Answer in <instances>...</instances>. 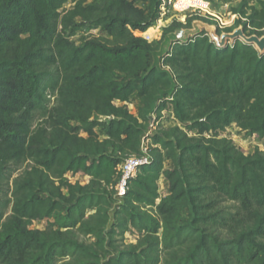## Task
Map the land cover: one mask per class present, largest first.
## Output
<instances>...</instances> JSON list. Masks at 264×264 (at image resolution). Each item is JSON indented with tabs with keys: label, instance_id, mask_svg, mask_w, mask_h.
<instances>
[{
	"label": "trees",
	"instance_id": "trees-1",
	"mask_svg": "<svg viewBox=\"0 0 264 264\" xmlns=\"http://www.w3.org/2000/svg\"><path fill=\"white\" fill-rule=\"evenodd\" d=\"M159 6L0 0V264H264V150L245 155L221 136L233 125L264 145V53L201 31L152 64L157 42L134 32ZM233 13L219 35L264 36V0ZM195 21L214 24L192 16L162 39ZM77 25L79 44L66 35ZM165 111L176 125L147 137L150 162L117 198L118 166Z\"/></svg>",
	"mask_w": 264,
	"mask_h": 264
},
{
	"label": "rangeland",
	"instance_id": "rangeland-1",
	"mask_svg": "<svg viewBox=\"0 0 264 264\" xmlns=\"http://www.w3.org/2000/svg\"><path fill=\"white\" fill-rule=\"evenodd\" d=\"M93 0H85L87 4L91 3ZM209 4V12L219 18L215 19L213 17L208 16L206 19L212 20L213 19L217 22L219 25H223L224 28H230V27H235L236 26V21L240 20L239 16L235 15L233 13V9L237 8V6L240 4L242 0H232L228 4L221 3L217 0H204ZM255 5V3L253 4ZM66 8H71L72 5L67 4L65 6ZM205 18V17H203ZM213 21L214 27H217L216 22ZM241 24L244 23L243 20L240 21ZM243 27V25L239 26ZM238 27V28H239ZM164 30L159 32L160 34L157 35V38H155L152 43L157 42L155 44V48L157 49L156 53L153 54L152 58V64L158 65L156 62H158V57L162 54H164V50L166 48V43L165 39H162V33ZM92 34H95L96 32H90ZM70 40L73 42L79 44L80 42L83 41V39L87 36V33H85L80 26L77 25L74 29L70 30L68 34H66ZM160 40V41H159ZM118 76V75H117ZM115 105L120 106L121 104L119 102H116ZM139 107L138 99L136 97H133L130 104L127 105L128 111L135 115L137 112V109ZM162 119L159 120L158 126H154V130H158L160 127L161 128H171L176 125L172 115L170 112L165 111L162 113ZM155 121V115L150 114L149 115V126L147 129H150L152 132L153 127L152 125L154 124L153 122ZM221 136L226 137L230 139L235 146L239 148L245 155L247 154H252L256 149L263 151L264 150V145L263 142L258 141L256 138L248 136L245 132L241 131L235 126L229 127L227 130H225L223 133H221ZM25 166H22L19 168L15 173L12 174V178L16 177L18 173H20ZM171 164L169 162L165 163V168H171ZM66 179L70 181L71 183L79 182L84 184L87 180L85 177H82L80 174L72 175V174H67ZM159 185V190L160 192L165 191V184L162 180L158 182ZM9 186H11V182L9 181ZM47 226V221H39L35 222L31 225L30 229L34 230H44ZM125 241L126 243H135V237L131 234H126L125 236ZM90 242V240L88 241ZM103 264V263H100Z\"/></svg>",
	"mask_w": 264,
	"mask_h": 264
},
{
	"label": "built area",
	"instance_id": "built-area-1",
	"mask_svg": "<svg viewBox=\"0 0 264 264\" xmlns=\"http://www.w3.org/2000/svg\"><path fill=\"white\" fill-rule=\"evenodd\" d=\"M193 1L194 0H160L158 18L156 19L154 25L151 26L157 28V35L160 34L159 32H161L163 29L169 27L173 22L184 24L186 22V19L192 16L205 18L210 16L219 20L217 16L209 12V4L207 2L201 0L202 3L204 2L206 4V7H204L201 5H196ZM213 21L215 20L213 19ZM216 25L218 28H224L222 24L219 25L217 24V22ZM135 33L136 32H134V35L136 37H140L148 43H152V41L157 38V36L155 38H149L148 36L143 37L140 36L139 32H137L138 35H136ZM168 112L171 113V111ZM153 123L154 124L152 125V127L154 130V126H158V122L154 121ZM155 131L156 130L152 132L150 129H147L145 135L141 140V145L139 148L140 154L138 156H131L126 158L118 166L117 173L119 175V179L114 188L115 196L117 198H121L125 194V191L127 189V181L131 178H134L139 172L140 168L150 162V156L148 154L149 141L147 140V137L152 135Z\"/></svg>",
	"mask_w": 264,
	"mask_h": 264
},
{
	"label": "water",
	"instance_id": "water-1",
	"mask_svg": "<svg viewBox=\"0 0 264 264\" xmlns=\"http://www.w3.org/2000/svg\"><path fill=\"white\" fill-rule=\"evenodd\" d=\"M201 31H204L217 47L224 48L228 43L240 41L254 46L260 53H264V36L246 35L242 27L236 28L231 33L218 34L217 27L204 23L202 21L193 22L190 29H179L170 34L165 40L166 48L164 53L169 49L172 43H186L190 38L195 37Z\"/></svg>",
	"mask_w": 264,
	"mask_h": 264
},
{
	"label": "bare ground",
	"instance_id": "bare-ground-1",
	"mask_svg": "<svg viewBox=\"0 0 264 264\" xmlns=\"http://www.w3.org/2000/svg\"><path fill=\"white\" fill-rule=\"evenodd\" d=\"M193 2H195L196 5H201V6L206 7V4L204 2L202 3L201 0H194ZM157 33H158L157 28L150 27L146 30V32L140 33V36H143V37L148 36L149 38H155L157 36ZM135 34L138 35L137 32Z\"/></svg>",
	"mask_w": 264,
	"mask_h": 264
}]
</instances>
